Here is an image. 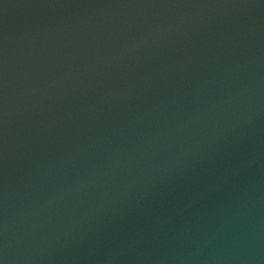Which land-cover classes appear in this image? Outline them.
Masks as SVG:
<instances>
[{
	"label": "water",
	"instance_id": "water-1",
	"mask_svg": "<svg viewBox=\"0 0 264 264\" xmlns=\"http://www.w3.org/2000/svg\"><path fill=\"white\" fill-rule=\"evenodd\" d=\"M0 264H264V0H0Z\"/></svg>",
	"mask_w": 264,
	"mask_h": 264
}]
</instances>
